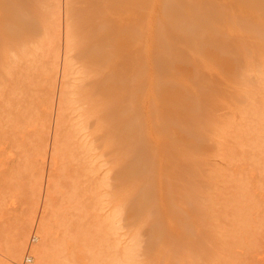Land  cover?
<instances>
[{"label": "rangeland", "instance_id": "obj_1", "mask_svg": "<svg viewBox=\"0 0 264 264\" xmlns=\"http://www.w3.org/2000/svg\"><path fill=\"white\" fill-rule=\"evenodd\" d=\"M255 7L256 5L252 4L251 11L262 15L264 7L254 10ZM61 8L62 16H65L66 6L62 4ZM51 10H55V6L49 9V19L42 35L32 34L24 40H14L11 44L5 42V46L0 42V48L3 49H0V264L8 263L11 245L9 232L14 225L13 220L21 219L23 224L31 225V212L36 203L38 215L51 221L57 240L61 245L67 244V254L75 256L74 264H168L170 261L163 259L159 252L160 248L163 251L170 247L168 243L155 248L156 251L159 249L156 255L145 249L150 243L148 229L151 223V228L155 227L154 224L160 223V226L162 223L161 216V222L152 220V215L155 216L157 210L148 208L149 197L155 191L161 193L163 202L168 194L166 200L170 204L165 200V213H169L175 203L178 205L177 210L184 211L180 214L185 213L187 217H192L188 219L190 223L184 215L188 224L179 220L181 225H187L181 226L185 230H179L178 233L182 235L187 231L186 234H189V239L192 240L189 242L190 249L195 248V251L191 249V254H196H192L188 260H185L188 258L185 257V262L181 259L178 264H264V144L261 145V140H264V62L248 66L243 71L246 74L242 73V76H250V83L243 81L242 76V79L233 83L235 85H232L233 89L229 91L233 94L227 93L228 97H232L229 98V105L227 103L216 113L217 125L206 133L203 138L204 145L196 147L198 155L195 152V162L197 167L200 165L198 170H204L199 172L204 176L199 177V187L202 188V184L204 190L199 189L203 193L198 187V190L195 188L197 191L194 190L199 192H194L195 197L198 195L199 198L200 193L201 197L203 196V199L200 197L196 202L200 206L191 203H187V206L186 203L182 204V201L179 203V196V200L172 197L180 191L178 182L171 181L172 188H169L172 191L169 192L167 187V193L164 192L160 181L156 182L158 175L148 173L150 166L148 158H145L147 156L137 155L134 161L135 155L130 154L128 163L132 164L130 168L137 178L133 176L132 180L134 178L133 181L136 182L139 179L146 185L141 194L139 190L138 200L132 202V205L131 198L127 199L124 193L125 190H121L118 196L113 186L115 176L123 171L127 173L128 168L117 167L111 158V152L109 153L112 150L110 143L108 145L111 148L106 146L101 149L98 146L97 130L94 128V115L98 112V105L93 102V95L86 97L82 93L83 64L74 58L73 53L71 74L65 80V86H61L62 55L57 64L58 44L54 38L55 34L52 33L55 17L51 16ZM179 10L188 14L191 8L182 3L171 5L169 15H176ZM11 15V18L15 16ZM16 17L18 15L14 20ZM14 20L11 19L13 23L7 22L8 27L15 26ZM180 26L181 23L177 24L176 28ZM6 33L8 34V31ZM20 41L24 44L20 45ZM62 44L61 37V49ZM107 44L108 41H105V45ZM221 46L220 42L214 40L204 49L215 52ZM156 47L162 49L163 45L159 42ZM111 51L110 48L106 49L98 58L102 60L109 57ZM219 57L218 54L217 58ZM180 69L182 76L189 81L192 91L199 93L203 86L194 79L188 65L183 63ZM181 81L184 80L172 79L161 85L162 87L154 86L151 94L142 100L143 117L146 118V111L151 104L161 112L166 109L168 112L183 113L185 118L192 117L201 99L182 97L177 91L181 87ZM123 83L125 84V79L121 84L124 85ZM61 91L67 99L64 104L65 120L55 133V105L58 104L56 99L59 100ZM234 96H239L240 100L238 97L233 99ZM241 96H244L245 100ZM126 100L124 98V102L121 101L123 104L120 107L118 122L124 131L123 140L134 150L132 140L140 133L139 121L144 118L135 116V108ZM166 127L170 128L172 125L167 123ZM106 130H113V126H107ZM156 134L158 133L154 130L150 133L155 140L158 138ZM199 137L200 135H193L184 142L194 145L200 140ZM55 138L59 140V151L52 153ZM171 139L180 141L181 136L174 134ZM142 178H145L147 183ZM49 180L52 202L46 205V187ZM170 197L175 198V201H170ZM202 204L203 210L197 209L202 207ZM194 209H197L196 212ZM179 210L176 213L178 215ZM201 215L204 220L200 218ZM149 216H152L151 220ZM34 221L36 222V219L32 220L33 223ZM145 221L148 227L143 230ZM187 228L189 230H186ZM74 229L81 230L82 234L88 236L85 242L72 235ZM146 230L148 233H145ZM34 234L36 232L33 228L25 237L27 245H30ZM65 234H68L67 240H63ZM190 236L195 237L196 241ZM200 241L203 243L200 244ZM198 244L203 246L200 248L196 246ZM63 246L60 248H64ZM27 248L28 246L26 250ZM200 249L201 251H198ZM67 254L62 252L59 258L65 260Z\"/></svg>", "mask_w": 264, "mask_h": 264}, {"label": "bare ground", "instance_id": "obj_2", "mask_svg": "<svg viewBox=\"0 0 264 264\" xmlns=\"http://www.w3.org/2000/svg\"><path fill=\"white\" fill-rule=\"evenodd\" d=\"M181 3L191 8L190 13H183L179 10L176 15H169L170 6H177ZM62 4L66 6L65 16H62ZM252 4L256 5L254 10H257L264 7V0H0V42L5 46V42L12 43L14 40H24L32 34L42 35L49 19V9H53L55 6V10H51L50 14L55 17V21L52 22V33L55 34L54 38L58 44L56 49L57 64L60 55H62L61 86H65V80L71 74L73 68L71 53H73L74 58L83 64L84 85L81 87L82 93L86 97L93 95V102L98 105V112L94 115L98 146L104 149L111 144L112 150L109 153L111 152V158L117 167L128 168L127 173L123 171V173H117L118 175L115 176L113 186L118 196H120L121 190H125L127 199L130 197V202L133 205L138 200L139 190L140 194L145 190L144 182V184L141 183L142 181L139 179L138 182L133 181L136 174L131 169L132 164H129L130 154L135 155L134 161L138 157L137 155H142L148 158L151 171L148 172L149 175H158L156 182L160 181L164 192H166L167 187L172 188L171 181L178 182L180 191L177 194L172 193L175 195L171 196L177 199L179 196V203L182 201L183 203H181H186L187 206L190 203L196 206L201 193L197 198L198 195L195 197L194 192L199 188L204 190L202 184V188L199 187V183H201L199 177L204 178V176H201L202 168L198 170L200 165L197 167L195 162L197 159L195 156L198 153L196 147L200 148L201 145H204L203 138L206 133L212 131L217 125L216 113L227 105L229 98H232L228 97L227 93L231 90V86L235 85L233 83L242 78L243 81L250 83L249 80L251 79L248 80L250 76L248 78L245 77L246 75L242 76V73L246 74L243 71L248 66H255L257 63L264 62V12L262 15L253 13L251 11ZM46 9H48L47 12ZM8 13L18 15L15 20L19 18L18 23L17 20H14L15 16L12 17L15 23L12 28L7 25V22H11L12 19ZM179 23L181 26L176 28ZM125 32L127 34H124ZM61 37L63 39L62 49L60 48ZM214 40L220 42L222 46L215 52L206 51L204 47ZM105 41H108L107 45H105ZM159 42L163 45L162 49L156 47ZM21 43L23 42L20 41V45L24 44ZM109 48L112 50L111 55L100 60L98 56ZM218 54L220 55L219 58H217ZM183 63L188 65L194 79L203 86V89L198 91L199 93L192 91L188 84L189 81L182 76L180 65ZM124 79L125 84L122 85ZM172 79L184 80L181 81V87L177 90L182 97L201 99V103L193 116L185 118L183 113L168 112L166 109L161 112L151 104L146 111L147 116L145 115L146 118H144L143 98L151 94L154 86L162 87L161 85ZM247 83L245 84L247 85ZM62 91L59 100L56 99V104L57 102L58 104L55 105L54 113V115L57 113L54 124L55 133L65 120L64 104L67 99ZM229 94L232 95L233 92ZM237 97L240 100L239 96H234L233 99ZM243 97L241 96V98ZM124 98L127 99L128 104L130 102L135 108V116L144 118L143 121H139L140 133L132 140L134 150L131 147L130 149L127 141L123 140L124 131L118 122L120 107L123 104L121 101L124 102ZM167 123H170L172 127L167 128ZM109 125L113 126V130H106ZM152 130L158 133L156 140L150 135ZM174 134L181 136L180 141L171 139ZM193 135H200V140L194 145H188L187 141L184 142ZM263 142L264 140H261V145L264 144ZM59 145V140L55 138L52 153L59 151ZM184 157L189 159L185 160ZM134 171L136 170L134 169ZM133 176L135 177L132 180ZM148 176L146 175V177ZM145 178L142 180L147 183ZM153 182L155 183V181ZM136 183H141V185H136ZM206 184L208 185V183ZM50 186L51 180L48 181L46 187V196L48 197L45 202L46 205L52 202ZM161 186L159 185L160 188ZM170 191L172 190L169 188ZM192 193L194 194L193 197ZM160 194L159 191H155L149 197L148 208L157 210L155 216L152 215L154 218L149 216L150 220L151 218L155 221L159 220L161 216L162 223L160 226V223L154 224V228H151L153 226L151 223L148 229L149 233L146 230L145 233L150 235V243L145 246V249L155 255L161 252L163 259L178 264L181 259L184 261V258L188 257L185 258L188 260L189 257L196 254V252L191 254L192 248L190 249L189 242L192 240L189 239V234H186L187 231H184L187 236L183 235L184 232L182 235L178 233L179 230H185L181 226L186 227L190 222L188 219L192 217H187L185 213L180 214L182 211L179 209L178 213L183 218L176 214L178 205L175 203L172 204L169 213H165L167 204L164 205V203L168 202L166 200L168 194L165 197L163 195L164 202L161 201L162 195L160 196ZM175 198L170 197V201L171 199L175 201ZM168 204L170 203L168 202ZM203 204L202 207L197 208L198 204L196 208L203 210ZM37 206L36 203L31 212V225L23 224L21 219L15 218L16 221L13 220L14 225L9 232L11 245L7 264L76 263L75 256L66 253L68 251L67 244L61 245L55 237L51 221L38 215ZM129 209L131 208L129 207ZM184 215L188 222L185 221ZM179 217L181 219H178ZM200 218L204 220L202 215ZM34 219H36L35 223L32 222ZM179 220L182 223L184 220L187 224L181 225ZM146 222L142 226L143 230L148 227ZM33 228L37 235L34 234L30 239V245H27L25 237ZM82 233L81 230L76 231L74 229L72 235L85 242L88 236ZM70 237L72 238V236ZM67 238L68 234H65L63 240H67ZM192 239L196 241L195 237ZM163 243H168L170 247L163 251L160 248V251L157 252L159 249L156 251L155 248L157 249ZM202 243L200 241V244ZM26 246H28L27 250ZM61 246L64 248H60ZM193 249L195 251V248ZM57 251L58 254H56ZM62 252L67 254L65 260L59 258Z\"/></svg>", "mask_w": 264, "mask_h": 264}]
</instances>
